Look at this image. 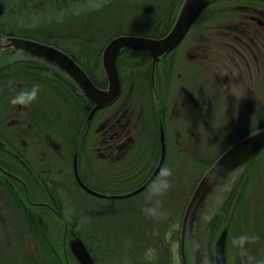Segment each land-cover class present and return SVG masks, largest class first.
Instances as JSON below:
<instances>
[{"label":"rangeland","instance_id":"1","mask_svg":"<svg viewBox=\"0 0 264 264\" xmlns=\"http://www.w3.org/2000/svg\"><path fill=\"white\" fill-rule=\"evenodd\" d=\"M6 1L8 8L0 17L6 33L43 41H48L46 38L52 33L87 63L99 79L105 74L101 57L109 39L116 34L131 33L133 28L162 26L161 17L169 7L168 0H28L14 14L16 0ZM238 2L242 1L214 0L209 4L175 50L167 55L172 60L170 75L162 76L160 81L156 74L152 77L157 87L151 86L149 94L158 105L159 118L166 117L169 127L178 125L180 175L176 171L170 176L163 175L154 184L166 185L164 191H158L159 186L157 192L142 193L136 198L142 200V195H146L152 203L130 206L119 202L116 210L109 213L100 211L101 198L86 193V224L75 228L101 264H135L130 260L127 243L155 256L159 247L148 235L150 228L153 236L165 228V240L171 247L170 250L161 247L167 256L166 264H182L180 229L197 182L229 144L264 122V20L262 13L252 12ZM13 58L16 57L10 59ZM142 58L130 51L121 56L125 88L128 74L142 76L146 67L144 59L139 61ZM166 68L170 69L168 63ZM165 79L167 91L163 98L159 87H164ZM180 84L193 91L198 103L190 99L183 103ZM109 110L106 108L99 115ZM60 112L65 117L67 110L61 107ZM49 124L53 134L61 136L55 134L58 130L53 126L55 123ZM86 136H94L90 128ZM174 154L169 150L168 157L171 159ZM242 170L217 189L204 207L198 243L204 248L206 264H215L216 239L225 226L228 264H264V148ZM73 188L78 199L79 191ZM222 204L226 207L213 226ZM97 214L103 215L96 219ZM142 235L149 238V243H136L135 239ZM54 245V264H80L70 250L71 241L67 259L63 241L55 239ZM16 251L0 239V264H15Z\"/></svg>","mask_w":264,"mask_h":264},{"label":"flooded vegetation","instance_id":"2","mask_svg":"<svg viewBox=\"0 0 264 264\" xmlns=\"http://www.w3.org/2000/svg\"><path fill=\"white\" fill-rule=\"evenodd\" d=\"M0 1L3 3L1 17L9 4L6 0ZM26 1L16 0L14 14ZM252 10L262 13L264 20L261 9ZM1 24L0 40L5 42L6 36L12 33H6ZM47 42L68 52L89 73L67 47ZM175 48L156 63L159 81L162 76L170 75L172 60L167 55ZM126 51L141 55L143 58L138 60L144 59L147 68H143L142 76L128 74L129 83L125 88L120 58ZM12 56L16 58L10 59ZM118 62L120 93L97 108L88 119L94 102L59 64L12 45L0 44V239L16 248L15 264H54L55 239L63 241L67 259L70 241L80 236L76 225L86 224V193L101 198L100 211L109 213L116 210L119 202L130 206L152 203L146 195H142V200L136 198L142 193L157 192L155 189L159 186L158 191H164L166 185L154 184L163 175L170 176L172 171L180 175L178 125L169 127L166 117L159 118L158 105L149 94L153 86L157 87L152 83L151 54L143 49L124 48ZM167 63L170 69L166 68ZM90 76L99 86H107L105 74L100 79ZM165 81L164 87H159L163 98L167 91ZM136 83L139 88L135 89ZM34 85L40 89L37 100L28 107L11 103L19 91L31 90ZM182 91L183 103L186 99L198 103L187 85H179V92ZM61 107L67 110L65 117H61ZM106 108L110 110L99 115ZM49 121L58 128L59 133L53 128L55 134L61 136L53 134ZM88 128L94 136H86ZM169 150L176 152L171 159ZM84 184L100 193L90 191ZM71 185L79 191L78 199ZM101 215L97 214L96 219ZM95 262L99 264L96 259Z\"/></svg>","mask_w":264,"mask_h":264},{"label":"water","instance_id":"3","mask_svg":"<svg viewBox=\"0 0 264 264\" xmlns=\"http://www.w3.org/2000/svg\"><path fill=\"white\" fill-rule=\"evenodd\" d=\"M214 0H183L172 27L161 36L139 33H120L113 36L103 48L102 66L107 78V86L95 83L85 68L68 52L56 45L31 37L7 35L4 46L12 45L27 53L49 59L59 64L81 87L85 95L94 102L88 119L99 107L114 100L121 90V76L118 59L124 48H138L152 56V72L162 55L174 49L184 38L191 25L202 11ZM3 3L0 1V13ZM162 137L163 135V126ZM164 146V145H163ZM264 148V125L230 144L207 168L197 182L185 208L180 229V254L183 264H206L204 248L198 242L199 226L204 207L214 192L229 178L239 174L246 164ZM163 147V155H164ZM236 175V176H237ZM147 180V183L151 181ZM85 185V184H84ZM90 191L100 193L85 185ZM140 188L136 189L138 191ZM228 227L225 226L216 239L215 264H228L226 242ZM71 250L81 264H96L94 257L81 236L71 241Z\"/></svg>","mask_w":264,"mask_h":264},{"label":"trees","instance_id":"4","mask_svg":"<svg viewBox=\"0 0 264 264\" xmlns=\"http://www.w3.org/2000/svg\"><path fill=\"white\" fill-rule=\"evenodd\" d=\"M169 4H168V8L166 10V13L164 14L163 17L164 18V23L162 26H156V29H151V28H144V29H138V28H133V31H131V33H142V34H148V35H155V36H159L162 35L164 33H166L173 25L174 21H175V17L177 15V11L178 8L180 6V3L183 0H168ZM242 2H238L239 4L243 5L244 7H247V9H261L262 11L264 10V0H241ZM245 2V3H244ZM26 3H24L25 5ZM171 5V6H170ZM251 9V10H252ZM252 12H254L252 10ZM49 32V31H48ZM127 32V31H124ZM46 35H48V33H46ZM52 33H49L48 38H46L48 41H53L55 43H61L60 39L53 37ZM52 36V37H51ZM145 53V52H144ZM76 56V55H75ZM147 57V53H145V58ZM76 58L85 65V67L88 69L89 73L94 76L92 73V70L90 69L89 65L86 63H84L79 56H76ZM264 125V122L262 123L261 126ZM257 128V127H256ZM256 128L250 130L249 132H247L246 134L254 131ZM244 134V135H246ZM243 135V136H244ZM242 137V136H241ZM250 163V162H249ZM226 207V205L222 204L221 208L219 209L216 217L214 218L213 221V226L215 225V223L217 222V220L219 219L220 215L223 213V209ZM165 229V228H164ZM160 231L159 235H155L153 236V233L151 231V228L149 229L148 235L152 238L155 239V244H157V246L159 248H157L156 250H158L156 252V254H154L155 256H151L146 249H140V247H133L131 246L129 243L126 244L127 249L130 251V260L135 263V264H166V254L165 251L163 250V248L161 247H165L166 249L170 250L171 247L168 244V241L166 242L165 238V230ZM141 232V231H139ZM147 232L143 231V234ZM180 238V236H179ZM158 239V240H157ZM136 243L139 242H143V243H149V238H146V236H139L136 239ZM118 243L120 244L119 246H122L123 244L120 242V238ZM91 249V248H90ZM92 251V250H91ZM132 252V253H131ZM116 256V255H115ZM95 259L99 262L98 258L95 257ZM99 264H101L99 262ZM183 264V263H182Z\"/></svg>","mask_w":264,"mask_h":264},{"label":"clouds","instance_id":"5","mask_svg":"<svg viewBox=\"0 0 264 264\" xmlns=\"http://www.w3.org/2000/svg\"><path fill=\"white\" fill-rule=\"evenodd\" d=\"M39 90V85H34L31 90H21L12 98L11 103L13 105L28 107L38 99ZM66 218L70 220V217L67 215Z\"/></svg>","mask_w":264,"mask_h":264}]
</instances>
